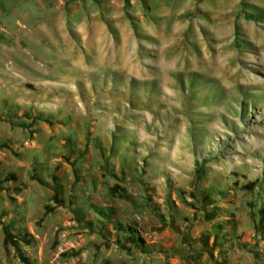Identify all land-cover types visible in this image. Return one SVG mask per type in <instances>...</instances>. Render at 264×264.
<instances>
[{
	"label": "rangeland",
	"instance_id": "obj_1",
	"mask_svg": "<svg viewBox=\"0 0 264 264\" xmlns=\"http://www.w3.org/2000/svg\"><path fill=\"white\" fill-rule=\"evenodd\" d=\"M56 1L0 59V264H264V0Z\"/></svg>",
	"mask_w": 264,
	"mask_h": 264
},
{
	"label": "crops",
	"instance_id": "obj_2",
	"mask_svg": "<svg viewBox=\"0 0 264 264\" xmlns=\"http://www.w3.org/2000/svg\"><path fill=\"white\" fill-rule=\"evenodd\" d=\"M58 11L59 4L56 0H1L0 59L4 58V55L9 57L6 50L10 49L11 47V39L17 38L18 40H21L22 35L25 36V52L27 53V55L31 56L32 59H36L35 53L33 51L34 49L32 46V41L34 40V37L37 33H43V29H45L46 31L48 29L49 31L50 25L55 28L56 26H58V24H62V22L58 20ZM51 13H54L52 16V18H54L53 20H51ZM14 19L18 24L22 26L21 30L23 32L16 30L13 31ZM56 31L54 32V36ZM43 34L41 35L42 41L44 37L53 39L52 32L51 34L50 31L46 32V34ZM69 47V49H72L71 43H69Z\"/></svg>",
	"mask_w": 264,
	"mask_h": 264
},
{
	"label": "trees",
	"instance_id": "obj_3",
	"mask_svg": "<svg viewBox=\"0 0 264 264\" xmlns=\"http://www.w3.org/2000/svg\"><path fill=\"white\" fill-rule=\"evenodd\" d=\"M202 162L205 163V159H202ZM121 226V231L127 232L130 238L132 239V242H134L135 244H144V238L141 236L137 229L131 227H124L123 225Z\"/></svg>",
	"mask_w": 264,
	"mask_h": 264
}]
</instances>
